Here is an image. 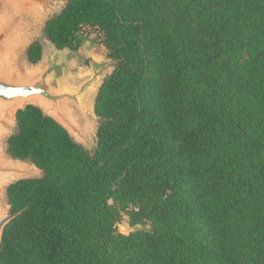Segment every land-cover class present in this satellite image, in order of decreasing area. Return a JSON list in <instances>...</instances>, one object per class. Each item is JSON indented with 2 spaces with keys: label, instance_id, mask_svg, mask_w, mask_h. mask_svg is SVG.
<instances>
[{
  "label": "trees",
  "instance_id": "obj_1",
  "mask_svg": "<svg viewBox=\"0 0 264 264\" xmlns=\"http://www.w3.org/2000/svg\"><path fill=\"white\" fill-rule=\"evenodd\" d=\"M41 33L113 65L92 151L17 110L6 151L40 175L6 186L0 264H264V0H66Z\"/></svg>",
  "mask_w": 264,
  "mask_h": 264
},
{
  "label": "water",
  "instance_id": "obj_2",
  "mask_svg": "<svg viewBox=\"0 0 264 264\" xmlns=\"http://www.w3.org/2000/svg\"><path fill=\"white\" fill-rule=\"evenodd\" d=\"M57 1L0 0V134L14 125L18 109L33 105L59 123L76 142L87 149L91 142L89 132L93 118L96 117L98 121L94 111L95 96L113 62L105 65L91 63V73L72 78L70 73L76 70L71 68L67 59L64 60L58 52H51L47 46L43 47L41 58L35 64L26 55L19 56V60L14 58L34 27L33 13L50 11ZM63 2L65 4L66 0ZM0 152L9 161H0L1 203L7 180L36 176L31 175L33 172L28 165L18 162L21 160L5 154L1 144ZM24 162L31 164L29 161ZM35 175L39 176L40 173Z\"/></svg>",
  "mask_w": 264,
  "mask_h": 264
},
{
  "label": "rangeland",
  "instance_id": "obj_3",
  "mask_svg": "<svg viewBox=\"0 0 264 264\" xmlns=\"http://www.w3.org/2000/svg\"><path fill=\"white\" fill-rule=\"evenodd\" d=\"M64 2L63 0H58L54 5L52 10L48 11V12H42L41 14H36L37 12H34L33 14V18L34 19V27L30 29V33L27 37V40L25 42V44L23 45V47L21 48V50L17 53H15L14 58L16 60H19V56L23 55L25 56V48L28 45V43H30L32 40L34 39H38L41 42L42 45V49L43 47L47 46L51 52H58L59 55L65 60V59H70L71 62H73L76 72L75 73H70V76L72 78L78 77L77 75L80 74H88L91 73V69H90V64L91 63H97V64H101V65H105L111 62V60H109L106 56V51L104 49V47H101V44H99L96 41H93L91 38H95V33L92 32L90 34V39H87L84 41L85 45H82L81 48H79L78 51H76L75 53L71 52L68 49H61V50H56L54 48V46L48 42L44 36L41 33V28L43 26L44 21L46 20L47 17H49L52 13L58 11L61 9V7L63 6ZM0 9H1V4H0ZM83 43V44H84ZM112 69V67H109L107 70V73L110 72ZM97 127V119L96 117L93 118V122H92V127L90 128V139L91 142L89 144V147H87V149L89 151H92L94 145H95V130ZM15 129V123L13 126L9 127L8 129H6L5 131L1 132L0 134V144H1V148L3 150V152L5 154L8 155V153L6 152V138L9 134H11ZM9 156V155H8ZM0 161L1 162H5L8 163L9 161H7L4 158V155L0 152ZM20 164L22 165H28L29 168L31 169V171L33 172L31 175L33 176H37L35 174H37L38 172L40 173V171H38L34 166H32L31 164H27L24 161H18ZM37 172V173H36ZM16 178L7 180L4 183V188L6 187V185L15 180ZM2 218V221L0 223V234H1V230L5 224V222L8 219V205H7V200H6V195L5 193H3V197H2V202L0 203V219ZM148 225H136L135 227H130L128 224V218L127 215L122 214L121 215V219L120 221L117 223L116 225V229L118 232L123 233V234H128L131 231H133L134 229H138V228H148Z\"/></svg>",
  "mask_w": 264,
  "mask_h": 264
},
{
  "label": "crops",
  "instance_id": "obj_4",
  "mask_svg": "<svg viewBox=\"0 0 264 264\" xmlns=\"http://www.w3.org/2000/svg\"><path fill=\"white\" fill-rule=\"evenodd\" d=\"M86 42V41H85ZM84 43V42H83ZM83 45H85V43L83 44ZM101 47L103 48V46L101 45ZM105 49V48H104ZM106 51V50H105Z\"/></svg>",
  "mask_w": 264,
  "mask_h": 264
}]
</instances>
